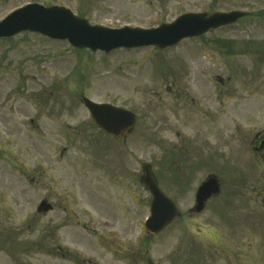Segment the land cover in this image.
Masks as SVG:
<instances>
[{
	"label": "rangeland",
	"instance_id": "374dc122",
	"mask_svg": "<svg viewBox=\"0 0 264 264\" xmlns=\"http://www.w3.org/2000/svg\"><path fill=\"white\" fill-rule=\"evenodd\" d=\"M28 1L31 0H0V19L12 7ZM37 1L64 5L90 25L106 28L156 27L190 12L240 10L250 12L251 17L239 24L210 30L168 50L146 47L103 54L77 50L67 41H53L35 33L0 40V264H62L56 247L59 235L49 241V248L43 246L46 220L58 223L60 213L56 210L43 217L36 213V207L48 197L47 185L61 192L81 180L96 185L92 171L96 158L90 161L88 153L99 160L109 155L106 143L97 144L95 153L92 146L85 145L88 143L56 144L57 138L51 132L55 127L68 125L69 129L84 132L93 126L81 102L82 95L95 103L126 108L135 115L134 129L126 143V166L137 174L141 162L154 165L160 123L165 138H172L170 129L189 134L198 125L204 129L201 136H205L208 127L212 130L218 125L216 107L221 112V129H225L226 135L234 125L250 129L246 131L249 139L252 129L264 128V0ZM214 40H225L231 46L236 42L237 46L230 50L231 56L226 55V48L219 50L213 46ZM244 42L261 44L258 55L251 51L253 48L246 51ZM243 75H247L245 82ZM216 76L231 83L221 85ZM248 94L256 96L249 98ZM254 111L258 112L256 117L251 114ZM207 138L214 141L211 136ZM182 139L183 148L188 150V138ZM63 148L65 151L60 155ZM240 156L241 169L253 163ZM224 168V172L235 169L229 160ZM224 178L230 183L228 174ZM184 184L188 186L189 182L181 183ZM180 193L175 189V195ZM145 196L143 190L132 189L129 201L143 202ZM234 200L237 199L231 201ZM251 203L244 205L243 210L224 206L221 211L224 230L242 240V247L232 248L246 250L248 246L256 251L257 264H264V207ZM187 204L186 200H180V210ZM206 217L207 214L202 218ZM208 219L217 233H224L212 213H208ZM242 222L250 223L244 226ZM177 226L178 234H182L179 223L169 234H175Z\"/></svg>",
	"mask_w": 264,
	"mask_h": 264
},
{
	"label": "flooded vegetation",
	"instance_id": "af4514ba",
	"mask_svg": "<svg viewBox=\"0 0 264 264\" xmlns=\"http://www.w3.org/2000/svg\"><path fill=\"white\" fill-rule=\"evenodd\" d=\"M228 44L213 42V46L221 50ZM242 44L246 51L253 48L251 51L257 54L252 43ZM236 46L234 42L233 47ZM241 77L245 82L247 75ZM217 80L221 85L229 86L231 83L223 78ZM253 93L258 94L257 91ZM248 95L252 96H246L249 98L256 96ZM238 96L242 99L241 94ZM214 109L219 115L218 125L212 130L208 127L205 136H201V130L204 129L198 125L187 127L193 129L189 134L170 129L172 138H165L163 124L158 125L157 153L153 167L151 165L152 179L160 192L170 200L167 201L169 208L171 203L176 215L153 233L147 232L145 228L152 196L141 183L142 173L137 174L126 166L128 135L108 136L97 127L84 132L67 127L54 128L51 132L57 138L56 144L59 141L68 145L88 143L96 148L97 144L106 143L109 145V155L101 160L94 154L92 156L96 158L92 170L96 185L81 180L76 186L64 188L63 192L55 186H44L48 197L43 200L49 210L43 217L51 216L56 210L60 213L58 223L46 220L45 247L49 248V241L59 235L60 241L56 247L62 264H244L249 261L257 264V253L250 247L247 246L246 250L231 247H242V240L225 233V219L221 211L224 206L243 210L244 205L251 202L264 207V128L252 129L249 139L246 131L250 129L234 125L226 135L225 129H221V112L216 107ZM251 114L256 117L258 112ZM171 125L179 127L173 122ZM207 136L213 137L214 141L210 142ZM184 137L188 138V150L183 148L181 142ZM230 145L233 147L227 148ZM240 155L253 163L241 169L238 165ZM228 160L235 169L224 172ZM139 165L142 166V162ZM225 173L231 178L230 183L224 178ZM209 178L218 182L219 191L196 210L200 205L197 190ZM184 182H189V185H181ZM137 188L146 193L144 201H129L132 189L137 191ZM175 189L181 191L180 195H175ZM169 193L174 196V200L169 198ZM139 199L143 198L139 195ZM233 199L237 200L231 201ZM180 200L188 202L183 211L179 207ZM208 213H212L225 234L217 233L208 219ZM205 214L206 219L202 218ZM176 223L181 225L182 234H178V226L175 234H169ZM248 223L242 222L241 225Z\"/></svg>",
	"mask_w": 264,
	"mask_h": 264
},
{
	"label": "water",
	"instance_id": "95a60500",
	"mask_svg": "<svg viewBox=\"0 0 264 264\" xmlns=\"http://www.w3.org/2000/svg\"><path fill=\"white\" fill-rule=\"evenodd\" d=\"M245 16V13L232 11L228 13H214L207 16L201 14H185L178 17L170 24H161L150 30L141 29H106L102 27H91L83 20L72 16L62 8H42L27 6L19 9L0 22V37L11 36L22 30H30L41 33L53 39H67L73 46L92 50H103L108 52L116 48H131L145 45H156L159 48L174 45L185 37H193L206 32L209 28L235 22L238 18ZM89 107L96 124L108 132L114 134L130 130L134 125V116L130 113L101 106L96 108L91 102L84 99ZM111 129V131L109 130ZM111 132V133H112ZM148 173V168H144ZM143 182L149 187L153 200L151 204V218L147 221L146 227L157 232L170 222L175 216V209L159 193L156 185L148 173V179ZM218 192L217 181L210 178L197 192V199L203 202L214 193ZM201 205L197 208L199 210ZM47 209L44 202L38 207V212ZM150 230V231H151Z\"/></svg>",
	"mask_w": 264,
	"mask_h": 264
}]
</instances>
